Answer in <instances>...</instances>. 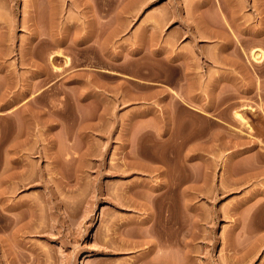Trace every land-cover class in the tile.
Wrapping results in <instances>:
<instances>
[{"label":"rangeland","instance_id":"1","mask_svg":"<svg viewBox=\"0 0 264 264\" xmlns=\"http://www.w3.org/2000/svg\"><path fill=\"white\" fill-rule=\"evenodd\" d=\"M50 1L0 0V264H264V0ZM184 43L239 139L181 140L182 106L132 134L122 108L178 81Z\"/></svg>","mask_w":264,"mask_h":264},{"label":"crops","instance_id":"2","mask_svg":"<svg viewBox=\"0 0 264 264\" xmlns=\"http://www.w3.org/2000/svg\"><path fill=\"white\" fill-rule=\"evenodd\" d=\"M141 51L149 55L156 56L159 62L166 63L170 61L166 57L167 48L161 45L159 48L144 45L140 47ZM189 47L186 43L180 48V53L177 65L179 71V79L177 82H170L167 75L162 72L161 80L150 81L146 80L145 88L137 94L138 104L125 106L122 108L123 113L131 114L135 119L131 127V132L134 134L141 131L148 125H162L167 127L176 125L175 111L177 106H182L192 113L200 117L199 123H182L186 128L191 127L194 132L189 130V133H184V138L181 140L191 141L196 143L219 142L225 137L239 139L241 136L238 131L230 129L234 124L233 118H225L221 112L225 106L220 107L225 102L224 84L215 83V75L210 70L203 56L201 62L187 52ZM222 53L223 50L220 49ZM139 54V53H138ZM138 54H133L132 57ZM220 56L222 54H219ZM174 57V56H170ZM123 53H117L116 61L125 59ZM166 61V62H165ZM170 66V65H168ZM152 68L147 67V72L150 73ZM103 71V70H102ZM114 74H121L117 71L107 70ZM133 78L141 76L129 75ZM151 78V77H148ZM6 102V100H4ZM142 101V102H139ZM156 101L158 103H156ZM146 107H143L142 104ZM159 104V106L157 105ZM144 108V109H143ZM138 111V112H137ZM137 112V113H136ZM225 113V112H224ZM239 144V142H235ZM204 147V146H203Z\"/></svg>","mask_w":264,"mask_h":264},{"label":"bare ground","instance_id":"3","mask_svg":"<svg viewBox=\"0 0 264 264\" xmlns=\"http://www.w3.org/2000/svg\"><path fill=\"white\" fill-rule=\"evenodd\" d=\"M9 3L10 2H12V1H15V0H7ZM17 1V0H16ZM35 0H33V2H34ZM53 0H51L48 4H49V10H50V12H51V14L52 15H54V13L56 12V10H55V8H56V6L53 4V2H52ZM57 2V1H56ZM55 2V3H56ZM59 2V1H58ZM17 3V2H16ZM12 4V3H11ZM34 4H36V3H33V6H34ZM14 7H15V5H13ZM36 6V5H35ZM34 6V7H35ZM89 6L90 7H92V8H95V6H96V4H93V3H90L89 4ZM254 6V5H253ZM47 7V8H48ZM96 7H100V6H98V4H97V6ZM36 9H37V6L35 7ZM34 8V9H35ZM58 10V9H57ZM185 10H186V8H185ZM35 11V10H34ZM50 14V13H49ZM56 16V15H55ZM54 16V17H55ZM200 18V17H199ZM51 20V19H50ZM200 20L206 25V24H208V22H206V20H204L203 18H200ZM216 22V21H215ZM221 22V21H220ZM2 23V22H1ZM0 23V24H1ZM219 23V22H218ZM208 26V25H207ZM207 31V30H206ZM225 30H223V32H224ZM209 32L210 33H212L210 30H209ZM223 32H222V34H217V32H215L216 34H214V36H216L217 38H220V39H222V40H225V41H228V40H231L233 37L231 36V35H228V34H223ZM218 33H221V31H219ZM205 34H208L209 35V33H205ZM204 34V35H205ZM212 34V35H213ZM207 35V36H208ZM211 35V34H210ZM258 35V34H257ZM203 36V35H202ZM204 37V36H203ZM60 53V52H59ZM61 55V54H60ZM59 55V56H60ZM62 56V55H61ZM250 56H251V59L252 60H254L255 62H261L263 59H264V48L263 47H261V46H256V47H252V49H251V51H250ZM51 57H52V59H53V57H54V55H51ZM50 57V58H51ZM66 58H68L67 56H66ZM65 58V59H66ZM69 59V58H68ZM67 62L69 61V60H66ZM54 68H57V66L55 67L54 66ZM236 117L237 118H239V120H241L244 124H246V126L249 128V129H251L252 128V126L249 124V122H247L248 120L245 118V116L243 115V113L241 112V111H237L236 112ZM166 261V260H165ZM163 262V261H162ZM174 262V261H173ZM158 263V262H157ZM160 263V262H159ZM165 263V262H164ZM175 264V263H174Z\"/></svg>","mask_w":264,"mask_h":264}]
</instances>
